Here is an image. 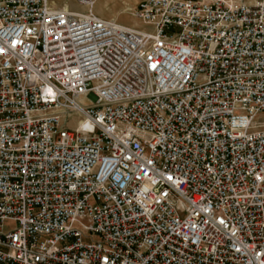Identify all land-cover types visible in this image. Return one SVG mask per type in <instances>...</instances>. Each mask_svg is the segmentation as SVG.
I'll return each instance as SVG.
<instances>
[{
	"label": "built area",
	"instance_id": "1",
	"mask_svg": "<svg viewBox=\"0 0 264 264\" xmlns=\"http://www.w3.org/2000/svg\"><path fill=\"white\" fill-rule=\"evenodd\" d=\"M0 0V264H264V0Z\"/></svg>",
	"mask_w": 264,
	"mask_h": 264
},
{
	"label": "rangeland",
	"instance_id": "2",
	"mask_svg": "<svg viewBox=\"0 0 264 264\" xmlns=\"http://www.w3.org/2000/svg\"><path fill=\"white\" fill-rule=\"evenodd\" d=\"M139 1L140 0H138L137 3ZM53 2L58 6L69 4L71 9H83L81 6L77 5L74 0H53ZM137 3H135V0H95L94 10L104 18L116 19L124 24L138 26L140 25V21L132 15L130 10L134 8ZM260 118L264 121V113Z\"/></svg>",
	"mask_w": 264,
	"mask_h": 264
},
{
	"label": "bare ground",
	"instance_id": "3",
	"mask_svg": "<svg viewBox=\"0 0 264 264\" xmlns=\"http://www.w3.org/2000/svg\"><path fill=\"white\" fill-rule=\"evenodd\" d=\"M52 4H53V6H56L54 2H52ZM57 8L68 9V8H69V4H67V5H62L61 7H57ZM82 8H83L82 10H80V9H75V10L80 11V12H81V11H84L85 8H84V7H82Z\"/></svg>",
	"mask_w": 264,
	"mask_h": 264
},
{
	"label": "crops",
	"instance_id": "4",
	"mask_svg": "<svg viewBox=\"0 0 264 264\" xmlns=\"http://www.w3.org/2000/svg\"><path fill=\"white\" fill-rule=\"evenodd\" d=\"M137 1H138V0H135V3H137ZM56 6H57V7H61L62 5H59V6H58V5H56Z\"/></svg>",
	"mask_w": 264,
	"mask_h": 264
}]
</instances>
